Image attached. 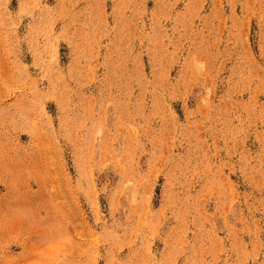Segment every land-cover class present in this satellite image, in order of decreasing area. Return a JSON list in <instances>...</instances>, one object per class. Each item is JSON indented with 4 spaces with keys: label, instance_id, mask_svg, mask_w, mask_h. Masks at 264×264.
<instances>
[{
    "label": "rangeland",
    "instance_id": "obj_1",
    "mask_svg": "<svg viewBox=\"0 0 264 264\" xmlns=\"http://www.w3.org/2000/svg\"><path fill=\"white\" fill-rule=\"evenodd\" d=\"M0 264H264V0H0Z\"/></svg>",
    "mask_w": 264,
    "mask_h": 264
}]
</instances>
